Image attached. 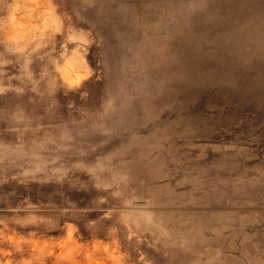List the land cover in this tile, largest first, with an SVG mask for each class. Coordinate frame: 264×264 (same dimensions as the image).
I'll list each match as a JSON object with an SVG mask.
<instances>
[{
    "label": "clouds",
    "instance_id": "9594fccd",
    "mask_svg": "<svg viewBox=\"0 0 264 264\" xmlns=\"http://www.w3.org/2000/svg\"><path fill=\"white\" fill-rule=\"evenodd\" d=\"M0 264H264V0H0Z\"/></svg>",
    "mask_w": 264,
    "mask_h": 264
}]
</instances>
